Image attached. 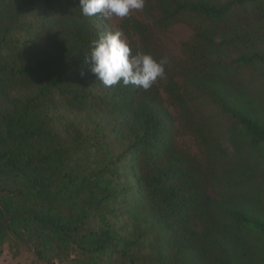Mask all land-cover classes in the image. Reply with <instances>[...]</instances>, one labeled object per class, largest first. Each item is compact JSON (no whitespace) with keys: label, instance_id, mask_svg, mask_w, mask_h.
Here are the masks:
<instances>
[{"label":"trees","instance_id":"16d2710c","mask_svg":"<svg viewBox=\"0 0 264 264\" xmlns=\"http://www.w3.org/2000/svg\"><path fill=\"white\" fill-rule=\"evenodd\" d=\"M143 12L140 49L168 58L167 93L196 113L205 163L172 137L154 84L96 80L84 56L104 31L79 0H0V250L19 238L45 264L72 251L88 264H264V0ZM178 23L193 31L185 67L155 35Z\"/></svg>","mask_w":264,"mask_h":264},{"label":"rangeland","instance_id":"374dc122","mask_svg":"<svg viewBox=\"0 0 264 264\" xmlns=\"http://www.w3.org/2000/svg\"><path fill=\"white\" fill-rule=\"evenodd\" d=\"M226 1V0H222ZM144 22L150 24L151 21L148 16L142 10H132L128 17L117 18L112 17L110 19L100 20V25L104 32L121 30L124 37L128 40L131 45L133 52L141 51L139 45V39L134 29L135 22ZM155 35L165 46L166 51L174 58L178 63V66L185 67V54H184V44L192 39L193 31L184 23L175 24L167 29L155 30ZM174 80L178 85H182L183 82V71L179 70V67L174 72ZM154 85L158 88L163 105L168 110L172 116V127L171 135L177 142L179 146L183 149L188 150L192 155H194L202 163H205V157L203 150L199 143V140L195 136L189 125L190 116L196 115L192 113V108L190 112H183L182 109L176 105L175 101L168 95L167 86L168 80L166 75L163 78H158ZM204 116L207 115L209 121L214 125L216 130L221 131V142L224 146L231 150L228 144L226 136L223 134V130L226 126V120L216 111L207 108L203 112ZM210 193L214 195L213 191L209 189ZM126 202V201H125ZM132 204L130 202L123 203L119 207L120 212H126L124 219L130 217L128 211L131 210ZM119 212V213H120ZM117 213V214H119ZM123 219V220H124ZM82 258L78 252L72 251L71 258H61L53 259L50 264H88V261ZM0 264H45L44 262L38 260L30 246L27 245L23 240L19 238H10L5 241L0 250Z\"/></svg>","mask_w":264,"mask_h":264},{"label":"clouds","instance_id":"9594fccd","mask_svg":"<svg viewBox=\"0 0 264 264\" xmlns=\"http://www.w3.org/2000/svg\"><path fill=\"white\" fill-rule=\"evenodd\" d=\"M145 0H79L81 14L85 17L110 19L126 18L132 10H142ZM84 63L96 80L105 87L122 83L145 90L165 75L168 58L159 60L150 53L133 52L121 30L106 31L91 42Z\"/></svg>","mask_w":264,"mask_h":264}]
</instances>
